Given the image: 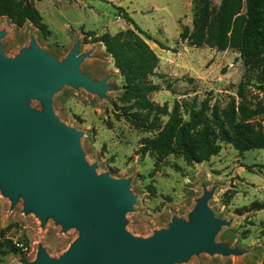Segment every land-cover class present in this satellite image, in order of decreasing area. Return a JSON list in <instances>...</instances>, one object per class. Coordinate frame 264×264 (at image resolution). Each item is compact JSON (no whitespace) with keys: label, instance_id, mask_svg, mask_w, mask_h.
Returning <instances> with one entry per match:
<instances>
[{"label":"rangeland","instance_id":"374dc122","mask_svg":"<svg viewBox=\"0 0 264 264\" xmlns=\"http://www.w3.org/2000/svg\"><path fill=\"white\" fill-rule=\"evenodd\" d=\"M28 1L41 15L44 31L30 22L18 27L6 16L0 17L3 55L13 59L22 49L29 50L33 40L61 62L78 44L80 71L92 81L108 78L110 90L103 97L81 87H61L52 96L51 109L61 124L79 133L84 161L97 175L129 181L134 203L124 216L125 231L146 239L166 229L174 218L193 222L196 204L208 193V210L225 223L218 228L214 242L225 244L234 253L193 252L173 264H263L264 210L253 211L250 205L264 202V149L240 155L223 143L217 155L199 164L185 163L176 155L157 161L155 155L141 150L143 139L153 133L116 116L124 79L97 39L104 33L132 29L117 18L115 7L124 9L150 35L152 41L142 38L158 58L156 76L148 79L159 91L150 94L149 100L166 103L170 109L175 101L189 103L196 99L199 104L205 98L211 105L223 106L228 97H236L240 83L250 103L264 105V50L241 58L236 50L217 52L191 46L181 35L192 30L194 0ZM211 3L214 13L220 0ZM30 108L42 112L43 104L31 99ZM259 121L264 129V115ZM0 231V264L32 262L39 247L58 259L79 234L75 228L63 232L52 216L42 224L32 213L23 212L21 198L11 207L1 192ZM19 244L26 246L25 255L11 250Z\"/></svg>","mask_w":264,"mask_h":264},{"label":"water","instance_id":"95a60500","mask_svg":"<svg viewBox=\"0 0 264 264\" xmlns=\"http://www.w3.org/2000/svg\"><path fill=\"white\" fill-rule=\"evenodd\" d=\"M29 46L11 59L0 45V192L11 207L21 198L23 212L42 224L52 216L63 232L75 228L79 234L58 259L39 247L36 259L25 264H173L193 252L232 255L214 242L225 223L208 210V193L196 204L193 222L174 218L146 239L125 231L124 216L134 203L129 181L97 175L84 161L79 133L51 109L61 87L103 97L110 90L108 78L92 81L80 71L78 44L61 62L33 40ZM31 99L42 102V112L30 108Z\"/></svg>","mask_w":264,"mask_h":264},{"label":"trees","instance_id":"16d2710c","mask_svg":"<svg viewBox=\"0 0 264 264\" xmlns=\"http://www.w3.org/2000/svg\"><path fill=\"white\" fill-rule=\"evenodd\" d=\"M194 2L192 30L181 35L191 46L208 47L217 52L236 50L241 58L252 56L257 49L264 50V0H220L214 13L211 0ZM115 9L117 18L132 29L113 35L104 33L97 40L124 79V91L119 98L121 106L117 107L120 113L116 116L153 133L151 138L143 139L142 151L155 155L157 161L176 155L185 163L199 164L217 155L223 143L231 145L240 155L264 149V129L259 121L264 115V105L247 100L243 83L238 85L236 97H228L223 106L211 105L209 98L199 104L196 99L189 103L175 101L172 109L166 103L159 105L150 101L149 95L159 91L148 79L156 76L158 58L142 37L151 41L152 38L124 9ZM3 16L18 27L30 22L41 31L45 28L41 15L28 0H0V17ZM154 43L166 49L160 42ZM250 209L263 211L264 202H254ZM25 247L13 245L11 250L25 255Z\"/></svg>","mask_w":264,"mask_h":264}]
</instances>
